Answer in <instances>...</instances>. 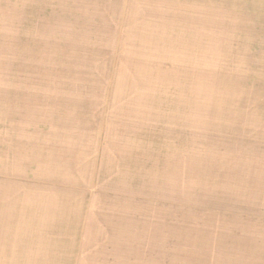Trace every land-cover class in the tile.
Here are the masks:
<instances>
[{"label": "rangeland", "instance_id": "rangeland-1", "mask_svg": "<svg viewBox=\"0 0 264 264\" xmlns=\"http://www.w3.org/2000/svg\"><path fill=\"white\" fill-rule=\"evenodd\" d=\"M0 264H264V0H0Z\"/></svg>", "mask_w": 264, "mask_h": 264}, {"label": "bare ground", "instance_id": "bare-ground-1", "mask_svg": "<svg viewBox=\"0 0 264 264\" xmlns=\"http://www.w3.org/2000/svg\"><path fill=\"white\" fill-rule=\"evenodd\" d=\"M148 54V53H147ZM151 58V57H150ZM155 58V57H154ZM216 59V58H215ZM216 61V60H215ZM126 63H127V61H126ZM137 72V71H136ZM138 73V72H137ZM162 76V75H161Z\"/></svg>", "mask_w": 264, "mask_h": 264}]
</instances>
